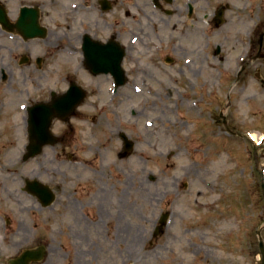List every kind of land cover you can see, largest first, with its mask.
I'll return each instance as SVG.
<instances>
[{
  "label": "rangeland",
  "instance_id": "1",
  "mask_svg": "<svg viewBox=\"0 0 264 264\" xmlns=\"http://www.w3.org/2000/svg\"><path fill=\"white\" fill-rule=\"evenodd\" d=\"M208 1L195 4L196 11L212 14L227 7V1ZM229 2L231 8L225 13V24L217 27L214 15L209 21L200 19L199 28L183 39L181 54L175 55L171 47L164 50L163 58L170 55L179 66L182 59H193L194 70L184 67L180 73L183 79H178V84L171 82L168 75L173 70L180 72V67L164 61L167 75L162 74V81L149 78L158 77L157 69L151 66L149 56L154 52L149 46L147 51L128 56V90L119 91L113 108L98 116L101 151L94 144L71 149L76 154L79 151L82 157H104L98 162V178L111 189L110 212L120 216V221L109 227L96 224L83 210V240L90 242L51 243L52 264H61L63 256L67 264H73L81 254L84 264L262 263L256 232L264 226V192L261 176L256 172L254 149L259 169L264 172V84L260 85L253 73L262 69L264 78V58L252 65L243 82L236 81L240 68L235 62L237 55L245 54L250 47H259L264 34V0H241L237 5ZM202 29L207 30L209 38ZM217 45L223 46L225 59L222 55L220 59L210 55L214 65L208 70L201 56L213 52ZM144 73L146 83L140 79ZM108 86L109 83H103L101 92L97 91L99 103L107 102ZM201 86L203 90L199 89ZM176 89L180 90V97ZM221 111L227 117L228 129L235 130L237 136L223 133L226 128L219 118ZM209 116L212 120L207 129L211 141L203 143L208 136L204 125ZM187 118L190 123H186ZM217 131L223 134L215 135ZM123 132L131 143L128 150H123L117 135ZM250 134L255 135L256 142L249 138ZM80 135L89 134L81 130ZM107 165L113 166V178ZM205 167L209 168L207 175ZM223 169L227 172L222 184L211 188L203 184L204 178L214 184ZM172 200L174 212L170 211ZM170 212L174 213L171 223L155 235L157 224H161L160 215ZM76 237L82 239L78 234ZM262 238L264 241V230Z\"/></svg>",
  "mask_w": 264,
  "mask_h": 264
},
{
  "label": "flooded vegetation",
  "instance_id": "2",
  "mask_svg": "<svg viewBox=\"0 0 264 264\" xmlns=\"http://www.w3.org/2000/svg\"><path fill=\"white\" fill-rule=\"evenodd\" d=\"M225 1L227 7L217 9L214 17L230 10L231 2ZM232 1L237 5L241 0ZM199 2L0 0V264H52L51 243L83 244V210L96 224L109 227L120 221L110 212L111 189L98 178V162L104 157H82L71 149L94 144L101 151L98 116L113 108L119 91L128 90L131 78L125 62L132 52L142 53L149 46L158 74L149 78L162 81V74L167 75L162 63L169 59L163 58L164 50L171 47L175 55L181 54L183 39L211 14L198 13ZM202 30L209 38V28ZM259 56L264 58V47L260 51L254 46L245 62H235L240 68L237 82L246 79ZM204 57L209 70L210 53ZM172 65L180 67L168 75L174 83L183 79L184 67L194 70L192 64ZM117 66L125 73L118 88L120 76L99 72ZM146 74L140 76L142 83ZM253 75L264 84L262 69ZM103 83H109V96L99 103L97 91ZM81 130L89 135L81 136ZM117 135L124 150L127 135ZM107 168L113 178V166ZM222 183L219 175L216 184ZM66 260L63 256L61 264ZM73 264H84L82 254Z\"/></svg>",
  "mask_w": 264,
  "mask_h": 264
},
{
  "label": "water",
  "instance_id": "3",
  "mask_svg": "<svg viewBox=\"0 0 264 264\" xmlns=\"http://www.w3.org/2000/svg\"><path fill=\"white\" fill-rule=\"evenodd\" d=\"M260 43H262V39L260 40ZM261 249H262V253H263V263L264 264V243L261 242Z\"/></svg>",
  "mask_w": 264,
  "mask_h": 264
},
{
  "label": "bare ground",
  "instance_id": "4",
  "mask_svg": "<svg viewBox=\"0 0 264 264\" xmlns=\"http://www.w3.org/2000/svg\"><path fill=\"white\" fill-rule=\"evenodd\" d=\"M253 140L255 139V135H252Z\"/></svg>",
  "mask_w": 264,
  "mask_h": 264
}]
</instances>
